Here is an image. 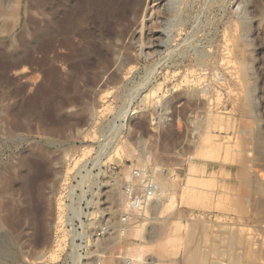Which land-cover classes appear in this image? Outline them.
Returning <instances> with one entry per match:
<instances>
[{
    "label": "rangeland",
    "instance_id": "1",
    "mask_svg": "<svg viewBox=\"0 0 264 264\" xmlns=\"http://www.w3.org/2000/svg\"><path fill=\"white\" fill-rule=\"evenodd\" d=\"M1 248L264 264V0H0Z\"/></svg>",
    "mask_w": 264,
    "mask_h": 264
},
{
    "label": "built area",
    "instance_id": "2",
    "mask_svg": "<svg viewBox=\"0 0 264 264\" xmlns=\"http://www.w3.org/2000/svg\"><path fill=\"white\" fill-rule=\"evenodd\" d=\"M134 184L127 186L125 195L127 197V206L135 211L140 210L144 203L155 197L157 188L153 181L149 178H142V174L138 171L133 172ZM99 236L104 234V229H98Z\"/></svg>",
    "mask_w": 264,
    "mask_h": 264
},
{
    "label": "bare ground",
    "instance_id": "3",
    "mask_svg": "<svg viewBox=\"0 0 264 264\" xmlns=\"http://www.w3.org/2000/svg\"><path fill=\"white\" fill-rule=\"evenodd\" d=\"M162 0H157V2H161ZM159 4V3H158ZM161 44V43H160ZM155 47H161V45H159L157 42L155 43L154 45ZM119 48L121 51H123L125 49V42L122 39L119 40ZM121 53V52H120ZM123 54L122 55H118L117 57H115L116 61H115V64H122L124 59H128L129 56H127L126 52H122ZM132 57V56H131ZM131 58H129L130 60ZM198 95V91L196 90H191L189 91V96L190 97H196ZM198 100V99H197ZM89 115V114H88ZM89 118V117H88ZM129 178V177H127ZM3 248V247H2ZM2 248L0 249V252L3 256H5L6 258H9L10 257V254L9 252H6L5 250H2ZM38 258V257H37Z\"/></svg>",
    "mask_w": 264,
    "mask_h": 264
}]
</instances>
